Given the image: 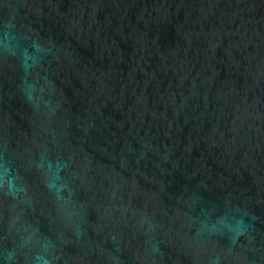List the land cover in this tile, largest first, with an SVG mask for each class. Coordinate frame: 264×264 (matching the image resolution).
Wrapping results in <instances>:
<instances>
[{
	"label": "water",
	"instance_id": "1",
	"mask_svg": "<svg viewBox=\"0 0 264 264\" xmlns=\"http://www.w3.org/2000/svg\"><path fill=\"white\" fill-rule=\"evenodd\" d=\"M0 264H264V0H0Z\"/></svg>",
	"mask_w": 264,
	"mask_h": 264
}]
</instances>
